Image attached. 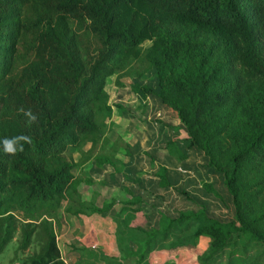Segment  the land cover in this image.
I'll return each instance as SVG.
<instances>
[{"label": "trees", "instance_id": "1", "mask_svg": "<svg viewBox=\"0 0 264 264\" xmlns=\"http://www.w3.org/2000/svg\"><path fill=\"white\" fill-rule=\"evenodd\" d=\"M149 68L153 83L142 78ZM113 74L116 84L131 77L134 92L176 112L185 143L175 137L162 146L177 160L199 150L221 174L234 207L229 220L200 204L162 213L155 229L134 223L143 239L132 240L139 250L123 260L149 264L184 249L153 247L158 235L187 221L196 222L194 237L209 238L204 259L264 261V0H0V138L31 140L14 156L0 148V253L16 230L25 249L39 229L38 250L18 263L67 264L52 216L76 192L74 167L90 159L114 163L99 151L112 109L105 83ZM28 109L38 116L31 126L22 111ZM155 175L160 186L171 185L164 164ZM201 185L223 201L211 181Z\"/></svg>", "mask_w": 264, "mask_h": 264}, {"label": "rangeland", "instance_id": "2", "mask_svg": "<svg viewBox=\"0 0 264 264\" xmlns=\"http://www.w3.org/2000/svg\"><path fill=\"white\" fill-rule=\"evenodd\" d=\"M149 43L150 40H146L143 45ZM142 78L147 83H153L154 69L149 68ZM120 80L122 84H116L114 74L106 79L105 88L112 105L110 117L114 109L119 117L115 114L116 122L108 118L105 142L99 146L100 152H108L110 155L114 162L113 168L104 171V166L98 165L94 159L74 167L72 171L76 179V192L72 198L64 199L52 216L58 245L67 264H129L132 258L123 260L124 255L129 254V251L139 250V247H133L136 243L132 240L143 239V236H137V233L133 232L132 226L134 223L144 221L146 229H155L161 221L162 213L172 216L179 210L197 208L198 205L204 204L206 212L213 217L229 220L234 216L231 195L224 188L221 174L207 167L201 152L194 156V161L199 163L198 174H190V180L197 186L202 181H211L220 190L223 201L203 187L202 191L199 189L200 192L193 194L195 198L193 196L191 199L186 198L181 193V188H178L182 187L180 183L186 178L183 175L181 176L184 178L179 177V181L175 182L177 187L173 184V188L161 189L158 177L153 171L158 164L151 153L154 150L151 148L146 150L142 148L143 146H138L134 150H131L130 146L125 147V144H129L131 127L137 123L134 116L136 111L130 108L137 97L132 94L134 91L130 87L131 77L123 76ZM158 119L163 123H156L157 118H154L151 119L153 123L144 125L145 128L154 132L155 129L164 127L165 121ZM175 131L179 139L182 138L183 130L175 128ZM133 132L134 137L131 140H134L137 130ZM124 137L126 139L128 137V140ZM112 141L118 144L116 151L111 149ZM182 143L184 145L185 142ZM88 145L87 143L84 147ZM72 156L77 159L79 152L73 151ZM140 183H144L141 184L142 188H139ZM138 190L139 192L141 190L140 201L128 203L127 201L140 196ZM69 208L79 209L83 215H77ZM19 217L26 216L20 214ZM195 227L196 222L191 224L186 221L174 229L171 228L163 239L158 235L154 240L155 250L167 249L176 243H184L186 248L160 257L157 262L153 260L149 264H251L253 261L251 258L245 260L241 256L229 258L227 254L223 256L213 254L204 259L210 250L209 238L205 235L194 237L192 233ZM131 235L134 237L131 238ZM246 238L247 234H244L235 246L240 247ZM19 240L18 229L0 253V264H13L37 251L41 243V232L39 229L36 230L26 249L18 248ZM259 264H264V261Z\"/></svg>", "mask_w": 264, "mask_h": 264}, {"label": "crops", "instance_id": "3", "mask_svg": "<svg viewBox=\"0 0 264 264\" xmlns=\"http://www.w3.org/2000/svg\"><path fill=\"white\" fill-rule=\"evenodd\" d=\"M132 94L136 95L137 97V99L133 102V104L130 107L131 109L136 111V114L134 116L137 118V119L135 118V120H137V123H135V125H132L133 127H131V132L133 134H131L130 132L129 140H128V137L127 139L124 137L125 140H128V143H129L128 145L130 146V149L134 150V148H137L138 146H143L142 148H145L146 150H149L150 148L154 150V151H151L152 155L155 157V160L158 162V164L162 163L167 167L168 177L171 182V185L167 187H162L160 185L159 187L161 189L173 188L172 186L174 185L175 187H177L178 185H176L175 182L177 183L179 181V177H182L181 175H183L186 178L185 180H183V183H180L182 187H178V188L186 189L188 193L195 198L193 194L200 192L202 185L200 184L197 186L193 181H191L190 174H193V175L198 174L197 167L199 166V163L194 161L195 160L194 156L195 155L197 156V154H200V151L195 148H189L187 150L188 156L184 158L183 160H177L173 154H171L166 148L162 146L165 140L169 138L178 137L175 131V128L180 130L182 126H181V122L179 121L177 117L176 112L171 107L162 103L155 96L141 95L140 93H137V92H132ZM114 110L112 111V116L109 119L113 122H116L115 114L118 117H119V114L115 113ZM154 118H157L156 123L158 122L163 123L161 120L158 119V118H161L163 121H165V125L161 129L159 130L155 129L156 131L151 132L150 130H148L149 129L148 126H147L148 129H146L144 125H147V123L148 124L153 123L151 119H154ZM169 119H172V120L170 121ZM168 124H170L169 125L170 127L168 126ZM135 130H137V133L135 135L134 140H131V138L134 137L133 131ZM178 141L180 145L181 144L183 145L180 139ZM204 158H203V161H204ZM158 164H157V167H158ZM102 165L104 166V171H110L113 168L112 167L113 164L104 163ZM157 167H154L153 169L154 172L157 170ZM141 184L143 185L144 183H140L139 188L143 187ZM139 194L141 196V190ZM142 198H144L143 194H142Z\"/></svg>", "mask_w": 264, "mask_h": 264}, {"label": "clouds", "instance_id": "4", "mask_svg": "<svg viewBox=\"0 0 264 264\" xmlns=\"http://www.w3.org/2000/svg\"><path fill=\"white\" fill-rule=\"evenodd\" d=\"M22 111L29 126L37 122L38 116L31 109ZM30 143V138L24 134L0 138V148H2L3 154L8 156H14L18 151H23L24 145Z\"/></svg>", "mask_w": 264, "mask_h": 264}, {"label": "water", "instance_id": "5", "mask_svg": "<svg viewBox=\"0 0 264 264\" xmlns=\"http://www.w3.org/2000/svg\"><path fill=\"white\" fill-rule=\"evenodd\" d=\"M13 264H19L18 261H15Z\"/></svg>", "mask_w": 264, "mask_h": 264}]
</instances>
